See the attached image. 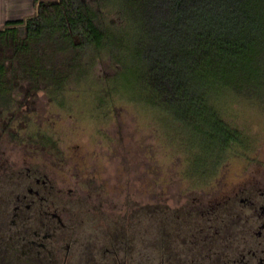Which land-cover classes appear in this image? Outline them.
I'll list each match as a JSON object with an SVG mask.
<instances>
[{
	"label": "rangeland",
	"instance_id": "374dc122",
	"mask_svg": "<svg viewBox=\"0 0 264 264\" xmlns=\"http://www.w3.org/2000/svg\"><path fill=\"white\" fill-rule=\"evenodd\" d=\"M99 9L106 24L126 29L132 45L129 21L109 5ZM129 53L120 61L96 54L55 96L43 84H21L0 116V186L23 165L42 166L59 182L88 246L102 245L121 226L129 238L138 222L148 228L151 216L156 228L167 217L173 228L178 216L264 176V91L247 97L215 87L212 103L239 133L222 151L154 103L142 65Z\"/></svg>",
	"mask_w": 264,
	"mask_h": 264
},
{
	"label": "trees",
	"instance_id": "16d2710c",
	"mask_svg": "<svg viewBox=\"0 0 264 264\" xmlns=\"http://www.w3.org/2000/svg\"><path fill=\"white\" fill-rule=\"evenodd\" d=\"M106 5L129 21L132 45L125 28L101 18ZM0 44V116L21 84L55 96L96 54L120 61L126 50L154 103L225 151L239 133L212 103L215 87L247 97L264 91V0H36L33 13L3 23Z\"/></svg>",
	"mask_w": 264,
	"mask_h": 264
},
{
	"label": "flooded vegetation",
	"instance_id": "af4514ba",
	"mask_svg": "<svg viewBox=\"0 0 264 264\" xmlns=\"http://www.w3.org/2000/svg\"><path fill=\"white\" fill-rule=\"evenodd\" d=\"M0 186V264H264V176L194 212L122 226L100 246L77 235L59 182L23 165ZM68 212V213H67ZM157 231V232H156Z\"/></svg>",
	"mask_w": 264,
	"mask_h": 264
},
{
	"label": "crops",
	"instance_id": "0c3cea01",
	"mask_svg": "<svg viewBox=\"0 0 264 264\" xmlns=\"http://www.w3.org/2000/svg\"><path fill=\"white\" fill-rule=\"evenodd\" d=\"M36 0H0V25L6 20L29 15L35 10Z\"/></svg>",
	"mask_w": 264,
	"mask_h": 264
},
{
	"label": "water",
	"instance_id": "95a60500",
	"mask_svg": "<svg viewBox=\"0 0 264 264\" xmlns=\"http://www.w3.org/2000/svg\"><path fill=\"white\" fill-rule=\"evenodd\" d=\"M1 27V26H0Z\"/></svg>",
	"mask_w": 264,
	"mask_h": 264
}]
</instances>
